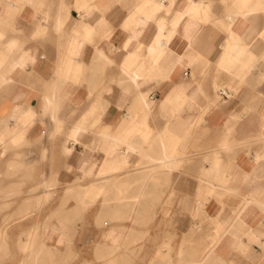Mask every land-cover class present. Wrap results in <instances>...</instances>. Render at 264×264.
<instances>
[{"label":"crops","instance_id":"0c3cea01","mask_svg":"<svg viewBox=\"0 0 264 264\" xmlns=\"http://www.w3.org/2000/svg\"><path fill=\"white\" fill-rule=\"evenodd\" d=\"M22 1L0 0V159L69 207L53 253L264 264V0Z\"/></svg>","mask_w":264,"mask_h":264},{"label":"rangeland","instance_id":"374dc122","mask_svg":"<svg viewBox=\"0 0 264 264\" xmlns=\"http://www.w3.org/2000/svg\"><path fill=\"white\" fill-rule=\"evenodd\" d=\"M20 161L21 162L17 164L9 163L7 160L2 163L0 159V227L4 230L0 234V240L1 242L3 241L0 243L2 246L0 247V264H31L30 255L34 254V252H32L33 248H23L24 242L30 239L31 232L34 231L32 241H35L32 244L39 245L40 243H38V241L43 238V230L46 225L52 223L54 218L69 219V216L72 215L68 210L66 211L67 213L62 214L64 209L68 207H64L61 204L57 206L52 203L57 201L56 195L44 198L42 204L40 203V199L29 198L28 194L36 192V190L24 189L25 183L31 180L29 174L19 173L18 170L24 169L23 162L25 160L20 159ZM90 207L91 206L88 205L81 206L82 211L79 214L81 219L87 215ZM6 219H9L8 222ZM66 219L63 221L59 220L60 226H62L60 229L61 238L54 239L62 240V238L68 234L69 222L66 221ZM86 224V221L79 224L78 229L81 230V234L82 230H85L84 227ZM67 243L71 245V241ZM53 256H55L54 260H50L47 256L46 258L48 259L40 264H79L81 258H86L88 255L66 254L62 256L55 254ZM85 263L88 264L87 261H85Z\"/></svg>","mask_w":264,"mask_h":264},{"label":"bare ground","instance_id":"6f19581e","mask_svg":"<svg viewBox=\"0 0 264 264\" xmlns=\"http://www.w3.org/2000/svg\"><path fill=\"white\" fill-rule=\"evenodd\" d=\"M22 1V0H21ZM23 2V1H22ZM26 3H27V0H26ZM8 195V194H7ZM6 195V196H7ZM141 197V196H140ZM249 201V200H248ZM9 207V206H8ZM69 208V207H68ZM67 208V209H68ZM71 208V207H70ZM23 209V207H22ZM1 213V211H0ZM13 214V213H12ZM5 215V214H4ZM7 215V214H6ZM11 215V214H10ZM8 215V216H10ZM240 215V214H239ZM10 219V218H9ZM9 219H6L7 222ZM64 219L66 218H60V219H57V218H54V221H52V223L46 225L44 228V232H43V238L42 239H39L38 243H40L39 245H34L32 244L33 242L35 241H32V237L34 236V231L31 232L30 234V239L26 242H24L23 244V248H29V247H32L33 248V251L34 254L33 255H30L31 257V264H40L41 262H45L46 259H52L54 260L55 259V253H53V246L58 244L59 242H62V240L60 239H54V238H61V234H60V229L62 226H60V222L59 220L63 221ZM68 219V218H67ZM50 221V220H49ZM2 226V225H1ZM11 227V225H10ZM9 227V228H10ZM8 228V227H7ZM6 229V228H5ZM35 230V229H34ZM4 230L1 229L0 227V234L3 232ZM6 232V231H5ZM42 232V231H41ZM42 235V234H40ZM45 238V239H44ZM54 239V240H53ZM3 242V241H2ZM1 240H0V243H2ZM0 247L1 244H0ZM5 247V246H4ZM64 247V246H63ZM64 249V248H63ZM63 249L61 251H63ZM164 249V248H163ZM61 251H60V254H61ZM59 254V253H58ZM48 256V258H46Z\"/></svg>","mask_w":264,"mask_h":264},{"label":"built area","instance_id":"2783aa9c","mask_svg":"<svg viewBox=\"0 0 264 264\" xmlns=\"http://www.w3.org/2000/svg\"><path fill=\"white\" fill-rule=\"evenodd\" d=\"M187 73V72H186ZM223 94H225L224 92H223Z\"/></svg>","mask_w":264,"mask_h":264}]
</instances>
